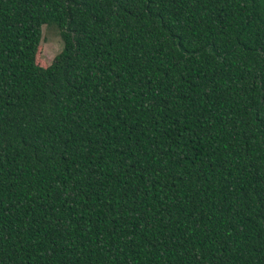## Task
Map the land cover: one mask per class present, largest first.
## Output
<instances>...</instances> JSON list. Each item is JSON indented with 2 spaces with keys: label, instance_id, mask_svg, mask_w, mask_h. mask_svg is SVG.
Listing matches in <instances>:
<instances>
[{
  "label": "trees",
  "instance_id": "1",
  "mask_svg": "<svg viewBox=\"0 0 264 264\" xmlns=\"http://www.w3.org/2000/svg\"><path fill=\"white\" fill-rule=\"evenodd\" d=\"M0 264H264V0H0Z\"/></svg>",
  "mask_w": 264,
  "mask_h": 264
},
{
  "label": "rangeland",
  "instance_id": "2",
  "mask_svg": "<svg viewBox=\"0 0 264 264\" xmlns=\"http://www.w3.org/2000/svg\"><path fill=\"white\" fill-rule=\"evenodd\" d=\"M62 46V39L56 26L43 24L41 40L36 51V62L42 66L48 64Z\"/></svg>",
  "mask_w": 264,
  "mask_h": 264
}]
</instances>
